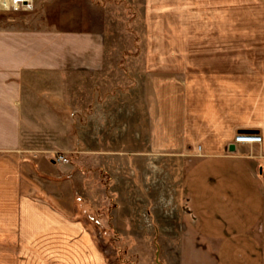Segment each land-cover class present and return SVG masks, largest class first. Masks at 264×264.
Wrapping results in <instances>:
<instances>
[{"label": "crops", "instance_id": "0c3cea01", "mask_svg": "<svg viewBox=\"0 0 264 264\" xmlns=\"http://www.w3.org/2000/svg\"><path fill=\"white\" fill-rule=\"evenodd\" d=\"M98 3L33 0L31 14L14 10L16 0L0 4V264H107L74 216L72 185L62 182L67 166L48 159L54 149H32L26 138L27 118L35 142L51 136L44 115L73 111L75 89L89 97L95 85L103 95L119 88L105 72L106 15ZM176 60L130 61L131 141L144 128L147 151L186 161L174 221L160 226L161 238L173 241L162 248V264H264V71ZM243 133L261 144H234ZM136 192L132 186L130 198ZM127 223L133 218H114L132 238L134 227L121 230Z\"/></svg>", "mask_w": 264, "mask_h": 264}, {"label": "rangeland", "instance_id": "374dc122", "mask_svg": "<svg viewBox=\"0 0 264 264\" xmlns=\"http://www.w3.org/2000/svg\"><path fill=\"white\" fill-rule=\"evenodd\" d=\"M97 3L106 15L105 72L119 88L116 91L112 87L111 93L106 90L103 95L95 85L89 97L76 95L79 90L75 89L74 110L46 113L45 122L50 127H43V131L52 135H41L38 142L33 118H27V146L54 149L48 159L55 162L58 155L67 159V163H56L66 165L69 171L62 182L72 185L70 192L78 208L74 216L83 223L107 264H162V248L168 243L171 247L173 241L161 238L160 226L167 225V217L174 221L173 194L186 161L147 151L144 128L138 129L137 142L131 141L130 61L169 59L176 65V59H217L219 65L234 71L263 72L264 0ZM32 4L33 0L27 13H32ZM56 118L67 120V128H60ZM59 165L58 178L64 173ZM42 179L46 182L48 177ZM132 186L137 191L134 198H130ZM120 216L133 218L132 224L121 229L134 227L132 238L115 228L114 218Z\"/></svg>", "mask_w": 264, "mask_h": 264}, {"label": "built area", "instance_id": "2783aa9c", "mask_svg": "<svg viewBox=\"0 0 264 264\" xmlns=\"http://www.w3.org/2000/svg\"><path fill=\"white\" fill-rule=\"evenodd\" d=\"M11 1L9 0H1L2 6L8 5ZM17 4L14 10H21L25 11L28 10L30 7V3H32V0H16ZM262 142V138L257 135V134H237L234 137V144L238 145H247V146H252V145H260ZM56 162L64 164L67 163V159L62 156L58 155L56 158Z\"/></svg>", "mask_w": 264, "mask_h": 264}, {"label": "water", "instance_id": "95a60500", "mask_svg": "<svg viewBox=\"0 0 264 264\" xmlns=\"http://www.w3.org/2000/svg\"><path fill=\"white\" fill-rule=\"evenodd\" d=\"M243 134H252V133H243ZM234 150H235V145H231L230 147H229V152H234Z\"/></svg>", "mask_w": 264, "mask_h": 264}, {"label": "bare ground", "instance_id": "6f19581e", "mask_svg": "<svg viewBox=\"0 0 264 264\" xmlns=\"http://www.w3.org/2000/svg\"><path fill=\"white\" fill-rule=\"evenodd\" d=\"M11 1V0H10ZM0 4L2 5V3H1V0H0ZM3 7V6H2ZM4 7H6V6H4ZM8 7V6H7Z\"/></svg>", "mask_w": 264, "mask_h": 264}]
</instances>
